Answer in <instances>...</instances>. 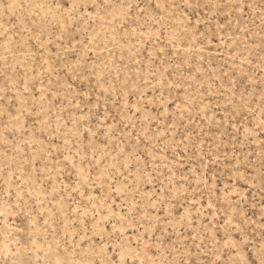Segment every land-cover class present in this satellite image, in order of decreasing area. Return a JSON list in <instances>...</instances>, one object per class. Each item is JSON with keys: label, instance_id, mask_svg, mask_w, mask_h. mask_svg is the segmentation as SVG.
Listing matches in <instances>:
<instances>
[{"label": "rangeland", "instance_id": "374dc122", "mask_svg": "<svg viewBox=\"0 0 264 264\" xmlns=\"http://www.w3.org/2000/svg\"><path fill=\"white\" fill-rule=\"evenodd\" d=\"M0 264H264V0H0Z\"/></svg>", "mask_w": 264, "mask_h": 264}]
</instances>
